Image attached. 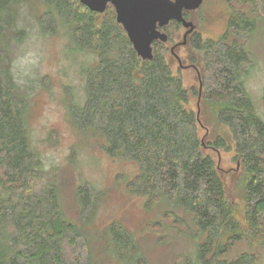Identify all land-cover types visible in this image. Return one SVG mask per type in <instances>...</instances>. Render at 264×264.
<instances>
[{
    "label": "trees",
    "instance_id": "16d2710c",
    "mask_svg": "<svg viewBox=\"0 0 264 264\" xmlns=\"http://www.w3.org/2000/svg\"><path fill=\"white\" fill-rule=\"evenodd\" d=\"M226 2L230 18L219 39H203L197 27L187 39L200 83L187 89L168 56L175 58L171 47L180 44L173 43L182 27L176 21L161 29L168 42H154L153 59L143 60L111 5L101 14L80 0H0V264H99L83 223L96 214L101 193L81 184L75 194L81 224L66 218L59 171L47 167L33 140L32 87L15 75L14 48L28 37L24 9L33 3L45 7L37 21L44 36L62 34L92 57L82 76L83 100L68 108L69 123L109 157L136 165L125 188L154 213L156 230L188 240L181 263L264 264V115L247 88L264 0ZM184 15L191 21L190 12ZM221 150L235 153L233 189L210 154ZM108 230L111 255L149 264L121 222Z\"/></svg>",
    "mask_w": 264,
    "mask_h": 264
},
{
    "label": "rangeland",
    "instance_id": "374dc122",
    "mask_svg": "<svg viewBox=\"0 0 264 264\" xmlns=\"http://www.w3.org/2000/svg\"><path fill=\"white\" fill-rule=\"evenodd\" d=\"M44 12L42 5L33 3L25 7L23 22L29 34L14 48V71L18 81L32 87L29 122L33 140L47 167H57L59 171L66 218L81 224V208L75 194L81 184H91L101 193V201L90 223L83 224L92 239V249L99 264H125L107 249L108 229L115 221L136 235L149 264H182L178 254L190 249L188 240L174 239V231L156 230L151 225L156 218L154 213L145 209L142 198L133 197L125 188L126 182L137 172L136 165L109 157L95 140H84L69 123L68 108L83 100L82 76L92 57L70 47L62 34L44 36L37 22ZM189 16L203 39L217 40L226 30L230 10L226 0H204L200 9L191 11ZM185 30L180 27L175 32L174 44L182 42ZM251 45L254 66L247 79V88L264 115L263 28L257 30ZM189 52L184 46L177 49L184 67L176 58H170V52L169 62L173 72L182 75L187 89H198V74L189 67ZM191 105L197 110V96L192 97ZM202 120L206 124L204 116ZM200 130L203 136L205 129L201 127ZM210 154L219 164L228 186L233 189L239 170L234 151L221 150Z\"/></svg>",
    "mask_w": 264,
    "mask_h": 264
},
{
    "label": "water",
    "instance_id": "95a60500",
    "mask_svg": "<svg viewBox=\"0 0 264 264\" xmlns=\"http://www.w3.org/2000/svg\"><path fill=\"white\" fill-rule=\"evenodd\" d=\"M204 0H80L92 12L104 13L108 6L114 7L117 22L123 26L134 50L143 60L153 59V43L168 42V35L161 29L171 22L180 23L186 32L183 33V41L179 44L185 46L187 38L196 26L186 20L184 13L200 9ZM175 45L171 47V53L183 66L180 57L175 54ZM202 86L200 87L201 92ZM201 96H199V101ZM201 108L198 102V119ZM200 122V120H199Z\"/></svg>",
    "mask_w": 264,
    "mask_h": 264
},
{
    "label": "flooded vegetation",
    "instance_id": "af4514ba",
    "mask_svg": "<svg viewBox=\"0 0 264 264\" xmlns=\"http://www.w3.org/2000/svg\"><path fill=\"white\" fill-rule=\"evenodd\" d=\"M186 18V17H185ZM186 20H187V18H186ZM189 21V20H188ZM191 22H193V21H191ZM194 23V22H193ZM196 26V25H195ZM183 27V26H182ZM196 30V29H195ZM185 32H186V30H185ZM192 35V34H191ZM191 35H189V36H191ZM188 36V37H189ZM183 39V38H182ZM188 39V38H187ZM185 47V46H184ZM183 64V63H182ZM181 67H184V66H181ZM187 67V66H186ZM190 67V66H189ZM193 68V67H192ZM195 69V68H194Z\"/></svg>",
    "mask_w": 264,
    "mask_h": 264
}]
</instances>
